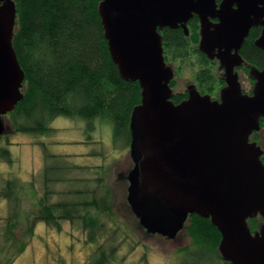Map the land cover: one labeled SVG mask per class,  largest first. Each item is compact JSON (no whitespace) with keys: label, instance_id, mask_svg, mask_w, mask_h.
I'll return each instance as SVG.
<instances>
[{"label":"water","instance_id":"obj_1","mask_svg":"<svg viewBox=\"0 0 264 264\" xmlns=\"http://www.w3.org/2000/svg\"><path fill=\"white\" fill-rule=\"evenodd\" d=\"M234 5L238 9H233ZM113 61L125 81L138 82L142 101L130 123L127 201L148 234L183 238L191 216L209 220L221 235L218 256L230 264H264V151L250 137L264 119V68L250 66L252 94H244L237 67L251 28L262 27L256 46L264 52V0H103L99 5ZM200 19L198 51L220 61L226 86L219 100L193 82L175 103L173 65L165 58L166 28ZM218 18L219 22H212ZM17 10L0 0V136L4 117L22 100L25 73L13 47ZM10 126V125H9Z\"/></svg>","mask_w":264,"mask_h":264},{"label":"trees","instance_id":"obj_2","mask_svg":"<svg viewBox=\"0 0 264 264\" xmlns=\"http://www.w3.org/2000/svg\"><path fill=\"white\" fill-rule=\"evenodd\" d=\"M13 1L17 19L12 43L26 76L22 100L10 114L15 132L45 138L56 132L51 128V122L65 117L86 122L89 131L94 128V122L100 123L101 127L108 124L114 139L121 138L128 145L131 116L142 101V89L138 82L122 79L111 57L99 14L103 0ZM163 35L167 62L171 61L167 55L173 50H187L188 37L182 30L166 29ZM259 49L254 47L249 53L251 59L264 68V53ZM182 99L181 96L173 97L175 103L182 102ZM261 127L264 128V119H261ZM258 135V132L254 135L256 142ZM6 138V134L0 136V162L14 166L16 161L9 149L11 142L3 144ZM41 147V151H46V158H50L46 146ZM51 157L61 158L53 154ZM261 159L264 164V155ZM98 168V174H102L103 169ZM45 178L51 181L47 175ZM34 181V178L23 180L12 173L8 178L0 176V184L4 183L0 188V199L6 200L8 206V200H12L9 217L1 218L6 221L2 223L4 232L0 230V237H3L0 264H15L32 243L36 226L41 222L58 231L56 234L69 233L67 230L71 228L80 235L83 233L88 246L96 247H92L93 255L87 264H110L117 258L122 244L129 241V237L126 239L123 235L122 219H119L118 212L115 211L119 217L113 212V194L104 185V180L96 179V183L101 181L97 191L88 188L81 191L84 195L77 191L56 203L41 198L35 200ZM25 194L34 195L37 206V210L30 207L26 215L22 212ZM262 223L261 218L250 220L252 232L257 231ZM188 225L186 229L194 231L195 239H201L200 249L182 264H207V260L213 264L212 253L219 255L220 233L209 220L198 215L191 216ZM132 244L130 248L136 250ZM13 246L15 250L12 252Z\"/></svg>","mask_w":264,"mask_h":264},{"label":"rangeland","instance_id":"obj_3","mask_svg":"<svg viewBox=\"0 0 264 264\" xmlns=\"http://www.w3.org/2000/svg\"><path fill=\"white\" fill-rule=\"evenodd\" d=\"M191 32L188 38L187 50H173L167 58L172 57L179 68V82L176 85L175 93L182 92L191 83L189 79H198V75L207 73V66L203 57L196 49L200 39L197 32L190 25ZM197 35V36H196ZM170 63V62H168ZM172 63V62H171ZM193 82V81H192ZM215 84H218L214 81ZM249 85L245 91H249ZM7 130V141L11 142L10 150L16 161L14 166L6 162H0V176H18L21 179H35V200L47 199L50 203H56L79 191L90 189L99 190L100 183L96 179L104 180L109 191L113 194L114 213L119 214V219L124 226L123 235L129 241L122 244L117 258L110 264H182L193 257V253L200 249V241L195 239L194 231L187 229L184 238L179 235L176 239H167L160 234H148L146 229L140 226L138 218L132 212L127 201L129 181L127 175L134 167L130 156V141L127 145L125 140L113 136L112 128L107 124L94 122L92 131L87 129V123L82 120H74L65 117L54 119L50 126L56 129L52 135L43 137H29L25 134L16 133L11 125L10 114L4 117ZM100 126V127H99ZM259 145L264 150V129L258 133ZM115 140V143H114ZM131 140V138H130ZM47 148L50 158H46L39 146ZM42 148V147H41ZM43 148V149H44ZM57 155L54 159L51 155ZM58 164L57 168L54 167ZM102 174H98L100 168ZM9 173V174H8ZM37 175V176H36ZM48 176L47 181L45 176ZM90 180V181H89ZM4 185L0 184V188ZM111 188V190H110ZM34 194V192H33ZM34 195H24L22 212L29 213L30 207L37 210ZM8 202L0 199V230L4 232L2 220L9 217L12 210V200ZM2 218V219H1ZM206 220V219H205ZM77 225V224H76ZM202 229V226H201ZM68 232L56 234L58 231L48 228L44 223H38L35 229V236L26 251L17 258L15 264H87L92 258L94 245L90 248L84 241L85 235H80L77 230L72 234ZM19 231L16 232L18 236ZM56 232V233H55ZM70 236V238H69ZM0 237V246H2ZM70 239V240H69ZM133 243V244H132ZM135 244L136 250L130 246ZM15 250L14 246L11 251ZM213 264H224L215 252ZM212 262V261H211ZM225 262V261H224ZM207 264L209 261L207 260Z\"/></svg>","mask_w":264,"mask_h":264},{"label":"flooded vegetation","instance_id":"obj_4","mask_svg":"<svg viewBox=\"0 0 264 264\" xmlns=\"http://www.w3.org/2000/svg\"><path fill=\"white\" fill-rule=\"evenodd\" d=\"M223 1L224 0H216V9L217 10H221V5H222ZM233 9H235V10L238 9V6L234 5ZM211 21L217 23L220 20L218 18H216V19H212L211 18ZM193 23H195V24H193ZM190 25L197 32L198 38L200 39V34H199L200 19H199V17L197 15H194V17L190 20V22L188 24L189 30L191 32ZM166 29H169V28H166ZM176 30L180 31L182 29L179 28V29H176ZM176 30H172V31H176ZM262 30H263L262 27H253V28H251L248 36L245 38V40H244V42L241 45V48L239 50L240 55L244 59L245 63H247L249 66H247L246 64H242L241 67H237L236 68V72L239 75V81H240V83L242 85L243 93L244 94H248V95L252 94L253 87H254V84H255V80L250 76V66H254V67H257L259 69H263V68L260 67V64L255 62L256 61L255 59H251V54L249 53V52H251L254 49V47H257L256 46V41L261 36ZM164 31L161 32L162 35H163ZM163 37H164V35H163ZM189 37H190V35H189ZM196 49L198 51L197 45H196ZM259 50L261 52H263L261 49H259ZM198 52H199V55L203 57V60L205 62L204 64L207 66L208 75L206 76L205 74H200V75H198V79L191 78L189 80L191 82L193 81V83L197 85L198 90L201 92V94L210 95L214 100H219L220 92L226 86V82H225V79L223 77L224 70H220V61H218L217 59L209 60L207 58V55H205L204 53H202L200 51H198ZM165 57H166V55H165ZM169 62L170 63H168V64L173 65L174 72H175V79L173 80V82L171 84L172 88L175 90L176 89V85H178V82H179L178 80L180 78L179 77V68H178L177 64L175 63V60H174L173 57H172V61H169ZM206 78H208V79L205 81ZM214 81H216L218 84H215ZM248 85L250 87H249V91L247 92V91H245L244 87L248 86ZM201 86H204V87L201 88ZM187 88L188 87L186 86V89H184L182 92H178L177 91V93H175V96H181L183 98L182 100H186L188 98V89ZM263 129L261 127V130H263ZM260 131H258V133ZM255 134H256V132H254L252 134V136L250 137V142L251 143H257L259 145V142L254 141V135ZM258 139H259V137H258Z\"/></svg>","mask_w":264,"mask_h":264}]
</instances>
